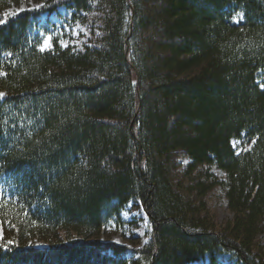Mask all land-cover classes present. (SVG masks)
<instances>
[{
	"label": "trees",
	"instance_id": "16d2710c",
	"mask_svg": "<svg viewBox=\"0 0 264 264\" xmlns=\"http://www.w3.org/2000/svg\"><path fill=\"white\" fill-rule=\"evenodd\" d=\"M23 1L0 0V264H264V0H30L49 7L4 17ZM42 16L87 40L63 46ZM129 205L145 245L101 242Z\"/></svg>",
	"mask_w": 264,
	"mask_h": 264
},
{
	"label": "rangeland",
	"instance_id": "374dc122",
	"mask_svg": "<svg viewBox=\"0 0 264 264\" xmlns=\"http://www.w3.org/2000/svg\"><path fill=\"white\" fill-rule=\"evenodd\" d=\"M39 4L40 3H35L30 0L23 1L17 5L11 6L5 12L4 17H13L23 12H29L23 11L21 9L31 8ZM51 24L53 26L49 27V25ZM39 27L40 29L49 27V32L51 34H57L60 36L63 46L68 45L74 49L79 48L81 43H85V41L87 40L88 34L85 29L80 27L62 26L60 25L59 19L55 16H51L49 19H46L44 16H42L40 18ZM45 39L46 37L43 39V42ZM48 47H45L44 49H47ZM180 162L182 165L186 163V161L183 160H181ZM218 175L220 176L219 173ZM204 202L206 203L210 214L213 217L214 221L217 223V225H221L231 219V215L228 213L225 207L224 200L222 199V196L218 190L209 193L208 196L205 198ZM131 207L132 205H129L122 214L123 221L127 223L123 231L109 229L105 231L100 237L101 242H109L114 245L125 247L129 250L133 248H140L145 245L150 233L148 221L140 207L137 209H131ZM258 243L264 247V234L258 237ZM29 247L34 249L46 248L44 244H41L37 241L29 244Z\"/></svg>",
	"mask_w": 264,
	"mask_h": 264
},
{
	"label": "snow or ice",
	"instance_id": "6c2138e0",
	"mask_svg": "<svg viewBox=\"0 0 264 264\" xmlns=\"http://www.w3.org/2000/svg\"><path fill=\"white\" fill-rule=\"evenodd\" d=\"M47 7H49V5H47V4H39V5H35V6L31 7V8H26V9H21V10L36 12V11H41L44 8H47ZM4 22L5 21L2 18H0V23H4ZM52 40H53V37H51V36L46 37V39L43 42V45L41 46V51H43L45 47H48L51 44ZM2 74L3 73H0V75H2ZM262 86H264V85H262ZM4 95H5L4 93H0V98H3Z\"/></svg>",
	"mask_w": 264,
	"mask_h": 264
}]
</instances>
